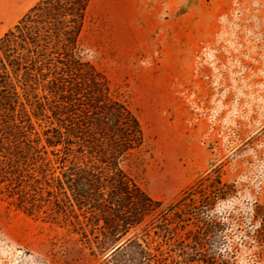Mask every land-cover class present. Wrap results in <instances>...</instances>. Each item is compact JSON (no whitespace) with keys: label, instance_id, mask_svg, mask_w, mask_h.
Masks as SVG:
<instances>
[{"label":"trees","instance_id":"trees-1","mask_svg":"<svg viewBox=\"0 0 264 264\" xmlns=\"http://www.w3.org/2000/svg\"><path fill=\"white\" fill-rule=\"evenodd\" d=\"M89 3L39 0L0 37V197L80 235L98 264H234L213 212L233 184L208 172L165 203L123 169L144 133L81 57ZM252 219L259 243L264 208Z\"/></svg>","mask_w":264,"mask_h":264},{"label":"rangeland","instance_id":"rangeland-1","mask_svg":"<svg viewBox=\"0 0 264 264\" xmlns=\"http://www.w3.org/2000/svg\"><path fill=\"white\" fill-rule=\"evenodd\" d=\"M195 1L210 28L187 64L160 57L154 21L126 36L114 12L106 20L98 0L89 3L81 57L104 75L143 130L142 147L123 169L165 203L208 172L233 184L213 212L229 217L234 264H264V239L255 241L259 221L252 219L257 206L264 208V0ZM33 5L17 10L1 1L0 37ZM100 261L68 227L0 197V264Z\"/></svg>","mask_w":264,"mask_h":264},{"label":"crops","instance_id":"crops-1","mask_svg":"<svg viewBox=\"0 0 264 264\" xmlns=\"http://www.w3.org/2000/svg\"><path fill=\"white\" fill-rule=\"evenodd\" d=\"M1 1L7 8L17 10L37 2V0H0V3ZM98 1L101 10L105 12L106 20L112 19L107 12H114L115 24H120L126 36L131 37L134 29H147L154 21L156 29L153 33L162 37L157 44L158 53L165 60H173L174 64L189 63L210 28V23L196 11L201 9L202 5L195 0ZM162 14L166 15L164 21L161 20ZM157 15L161 21L157 19Z\"/></svg>","mask_w":264,"mask_h":264},{"label":"bare ground","instance_id":"bare-ground-1","mask_svg":"<svg viewBox=\"0 0 264 264\" xmlns=\"http://www.w3.org/2000/svg\"><path fill=\"white\" fill-rule=\"evenodd\" d=\"M3 5V4H2ZM6 8H4V10H5ZM2 10V9H1Z\"/></svg>","mask_w":264,"mask_h":264}]
</instances>
